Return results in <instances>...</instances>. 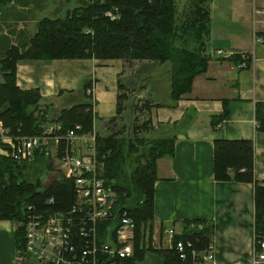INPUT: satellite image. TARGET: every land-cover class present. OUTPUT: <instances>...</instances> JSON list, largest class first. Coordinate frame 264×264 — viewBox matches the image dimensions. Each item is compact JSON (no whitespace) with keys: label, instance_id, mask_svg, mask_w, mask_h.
<instances>
[{"label":"trees","instance_id":"obj_1","mask_svg":"<svg viewBox=\"0 0 264 264\" xmlns=\"http://www.w3.org/2000/svg\"><path fill=\"white\" fill-rule=\"evenodd\" d=\"M210 2L86 0L66 9L62 17L40 18L32 36H28L24 43L10 44L0 53V74L3 77L0 83V123L4 135L13 139L40 135L41 124L45 122L59 123L62 132L74 129L76 124L80 125V129L75 130L77 134L89 132L93 127L96 129L95 152L102 164L100 176L116 195L113 211L126 210L134 227L132 256L121 258L99 254L98 264H147L148 254L159 255L157 264H181L173 247L158 249L151 244L157 160L174 152V124H160L157 129L148 121L136 124L132 107L127 115L126 132L107 129L103 134L98 133L92 100L86 91L92 88L93 81L89 77L81 82L82 95L76 103L50 117V104L41 101L38 90H23L17 86L16 63L27 59L62 58L135 60L140 62L138 75L157 65L159 74L152 78L159 75L165 78L171 105H175L182 95L191 91L194 78L207 69L209 57L205 54V42L210 29ZM243 60L246 58L238 61ZM124 97L123 94L118 96L117 116L123 110ZM159 98L158 104L164 101ZM222 105V111L211 116L213 127H219L227 118V101L223 100ZM148 106V101L143 104L145 108ZM254 118L256 130L264 134V101L255 103ZM139 129L141 134L135 136L134 132ZM146 130L149 132H144ZM0 147L9 148L1 141V136ZM63 147L61 142L59 156ZM40 164L48 170L54 169L50 152L44 147L36 149L32 159L21 161L0 154V220H11L18 225L15 229L16 248L24 242L23 227L19 223L25 222L30 212H65L75 200L76 189L72 180L54 178L43 185L39 179L29 181L25 178L32 176ZM59 176L63 175L60 173ZM213 176L219 181L233 180L253 185L254 231L264 237V186L254 174L253 141L215 139ZM183 223V233L176 234L174 240L189 238L198 249L210 244L212 222L190 219ZM112 224L117 225L118 221L98 224L99 241L107 237L106 226Z\"/></svg>","mask_w":264,"mask_h":264},{"label":"crops","instance_id":"obj_2","mask_svg":"<svg viewBox=\"0 0 264 264\" xmlns=\"http://www.w3.org/2000/svg\"><path fill=\"white\" fill-rule=\"evenodd\" d=\"M247 1L250 6L245 11ZM63 10L62 0H0V53L10 44L24 43L32 36L40 18L59 17L58 12L62 14ZM210 18L205 42L207 69L194 78L191 91L175 105H171L165 78H152L159 74L157 65L130 83L148 96L149 124L155 129L160 124H174L176 131L173 154L157 160L153 239L157 234L163 239V247L168 248L166 229L180 234L184 220L205 219L213 224L210 243L214 264H249L255 236L253 185L214 179L213 142L218 138L251 139L254 174L264 186V134L256 130L254 118L255 103L264 101V0H211ZM253 34L263 43L254 45ZM216 49L232 54L217 56L213 53ZM242 57L246 58L245 65L239 67ZM124 64L121 59L98 58L19 60L16 84L23 90H38L41 101L50 104L48 115L55 117L57 114L51 115L53 110L58 113L76 103L82 95L81 82L91 78L96 127L117 116L118 96L130 86L123 82ZM159 97L164 103L158 104ZM223 100L228 105L227 118L219 127H213L211 116L222 111ZM15 229L13 221L0 220V264H13Z\"/></svg>","mask_w":264,"mask_h":264},{"label":"built area","instance_id":"obj_3","mask_svg":"<svg viewBox=\"0 0 264 264\" xmlns=\"http://www.w3.org/2000/svg\"><path fill=\"white\" fill-rule=\"evenodd\" d=\"M262 42L260 36L253 34L254 45ZM213 53L224 57L232 54L221 49ZM244 65L245 60L239 67ZM86 91L91 93L90 88ZM41 127L40 135L15 139L4 135L1 127V141L9 146L2 148L1 154L21 161L32 159L36 149L46 148L50 157L53 154L57 158V169L63 175L57 179L72 180L75 200L65 212H30L26 221L19 223L23 227L24 242L17 247L13 264H98L99 254L132 256L133 222L126 210L113 211L116 195L100 176L102 164L95 152L96 129L77 134L78 124L64 132L59 123L45 122ZM61 142L64 147L59 156ZM107 221H118V224L106 226L107 237L99 241L98 224ZM165 234L167 247L176 250L181 264H214L211 243L198 249L189 238L174 240L176 234L182 233L170 228ZM249 264H264V237L255 234Z\"/></svg>","mask_w":264,"mask_h":264},{"label":"rangeland","instance_id":"obj_4","mask_svg":"<svg viewBox=\"0 0 264 264\" xmlns=\"http://www.w3.org/2000/svg\"><path fill=\"white\" fill-rule=\"evenodd\" d=\"M62 2L64 4V10H63L62 14L58 12L57 16H59V17L64 16L67 8H71L75 5H78V4H76V2L74 0L71 2H68L66 0H62ZM248 6H250L249 1H247V3L245 4V11H248ZM248 14H249V12H247V15ZM209 45H210V43H208V45L206 46V50L209 49V47H210ZM139 64H140V62L135 61V60L125 61L124 72L126 74V78L123 82L127 86L130 85V83H132L131 80L132 79L134 80L135 76L138 77L137 70L140 67ZM162 66H164V65H162ZM133 87H135V86L130 85L129 87H127L126 90L124 89L126 92L122 93L125 97L121 103L122 107H123L122 108L123 110L120 113L121 115L116 116L114 120H109V119L104 120L102 122V126L97 124L96 127H97L98 133L103 134L104 130H107V129L108 130L112 129V130L117 131L119 133L126 132V124H128L127 115H128V112L130 111V109L132 107H134V113H133L132 117H134L136 124H142V123L148 121L146 108L143 107V104L147 103L148 96L147 95L145 96L144 90H142L140 88L133 89ZM56 111H58V110L54 109L52 114L51 113L50 114L53 116L58 114V113H56ZM129 117H131L130 113H129ZM98 128H99V131H98ZM147 130L144 132H149ZM134 133H136L135 136H138L141 134V131L139 129ZM51 159L54 163V169L53 170H48L47 168L42 167V165L40 164V165H37L38 169L35 173L32 174V176H26L25 178L28 179L29 181H34L36 179H39L43 185L48 184L54 178H58L60 173H59V170L57 169V164H58L57 158L52 154ZM33 170H35V169H33ZM28 171H29V168H28ZM16 226H18V225L16 224ZM151 244L153 247H156L158 249L164 248L163 247L164 246L163 245V239L159 238V236H157V234H156L155 240L153 239V235H152ZM157 256H159V255L154 256V255L148 254L146 263L147 264H157V262H158Z\"/></svg>","mask_w":264,"mask_h":264}]
</instances>
